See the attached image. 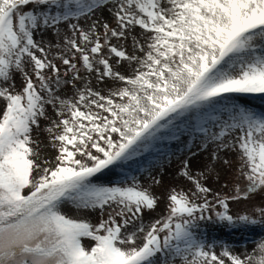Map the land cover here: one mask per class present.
I'll return each mask as SVG.
<instances>
[{"label": "snow or ice", "instance_id": "obj_1", "mask_svg": "<svg viewBox=\"0 0 264 264\" xmlns=\"http://www.w3.org/2000/svg\"><path fill=\"white\" fill-rule=\"evenodd\" d=\"M0 264H264V0H0Z\"/></svg>", "mask_w": 264, "mask_h": 264}, {"label": "rangeland", "instance_id": "obj_2", "mask_svg": "<svg viewBox=\"0 0 264 264\" xmlns=\"http://www.w3.org/2000/svg\"><path fill=\"white\" fill-rule=\"evenodd\" d=\"M255 104L259 105L260 101L256 100L254 101ZM175 166V161L173 163V167ZM171 171V169H170ZM166 181H168L170 179V177L166 176ZM259 229H256L255 231H247V232H243L242 234L240 232H237L235 235H229V234H225L223 233V231L221 230L220 233H212L213 235H219L221 236V238L228 240L231 239L235 242H238L240 244H244L245 242L247 243V250L251 251V249L255 246L252 241L254 238H256V233L259 232ZM211 232V229H210ZM238 250H243V249H238Z\"/></svg>", "mask_w": 264, "mask_h": 264}]
</instances>
